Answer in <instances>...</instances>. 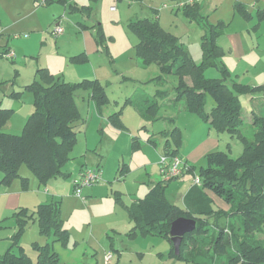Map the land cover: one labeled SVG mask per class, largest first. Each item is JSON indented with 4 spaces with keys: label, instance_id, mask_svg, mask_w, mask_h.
Masks as SVG:
<instances>
[{
    "label": "rangeland",
    "instance_id": "374dc122",
    "mask_svg": "<svg viewBox=\"0 0 264 264\" xmlns=\"http://www.w3.org/2000/svg\"><path fill=\"white\" fill-rule=\"evenodd\" d=\"M70 2L81 9H89L90 13L70 14L61 1L42 6L36 0H0V47L9 44L19 59L18 62L6 57L0 59V100L3 101V108L13 111L5 126L6 132L23 134L26 122L34 111V95L27 85L36 79L44 81L41 78L43 74L51 79L54 77L56 81L70 83L97 80L110 99L99 111L91 89L84 87L76 92L75 102L80 117L75 124L77 141L66 167L67 171L71 170L70 177L60 176L44 184L23 163L11 187L6 190L0 188V255L12 248L17 254L26 253L33 263H37L36 245L49 244L57 252L60 264H105L108 253L113 254L114 263L119 259L118 264H210L211 258L199 257L195 262L178 259L167 239L140 233L131 235L132 226L124 228L130 224L129 220L125 215H120L121 210L127 212L126 206L131 205L130 194L136 186L163 179L159 154L166 139L158 131L164 129L167 121L148 124L147 132L142 129L144 121L130 104H125L136 91L138 95L143 93L151 97L157 94L158 89L170 91L168 98H159L162 106L160 115L174 119L171 127H177L183 136L180 151L195 168L194 173L184 175V181L177 179L166 184V195L179 207L184 208L183 196L179 194L184 195L189 183L199 177L200 170L206 166V155L202 154L204 148L211 152H227L234 159L243 155L241 143L228 147V132L215 131L198 114L171 107L175 98L172 90L177 83L176 77L168 76L164 85L160 86L153 80L160 75V70L155 64L143 66L140 63L136 51L139 39L129 26L134 20L157 16L162 29L179 37L194 61L200 65L203 57L202 25L186 14L183 6L188 5V0ZM235 2L198 0L196 4H200L202 9L204 24L217 25L225 21L227 32L238 31L245 41L250 42L248 45L255 43V50L259 46L264 47V25L260 30L264 21H259L257 8L248 5L251 17L243 18L235 11ZM59 25L64 33L57 37L55 32ZM227 38L223 36L221 41L225 42ZM89 40L92 46L90 52L86 53L84 48L90 47ZM246 47L253 49V46ZM228 49H225L227 55L224 58L231 65L230 82L237 83L239 76L234 71L242 68L244 62L250 63L248 59L255 62L260 59L257 56L247 57L238 68L240 64L237 65V60L228 54ZM81 52L86 55L87 61L74 64L72 57ZM241 76L238 83L243 84ZM206 77L220 79L223 76L217 68H210L206 71ZM243 79L246 82V78ZM207 100L210 110L214 101L209 96ZM120 109H123L124 130L115 128L109 122V116ZM246 118H249L247 113ZM245 129L250 131L249 125H245ZM135 136H139L142 144L146 145L154 136L158 143L157 152L148 147L134 150ZM248 137L251 139V132ZM171 142L176 145L173 138ZM146 157L149 161L156 158L160 166L152 168L153 165L146 162ZM82 167L84 171L97 173L101 183L92 190L84 188L79 195L73 188L74 181L81 178ZM3 176L0 170V182ZM105 181L109 188H105ZM111 190L116 192L112 193ZM117 194H121L125 202H118L115 199ZM214 198L215 206L219 205V199ZM52 199L62 201V217L69 231V240L66 243L54 242L53 238L43 236L35 218L21 234L19 245H15L12 242L16 227L13 215L20 209L36 214L41 204ZM115 223L123 224L121 231L111 229ZM257 238L264 241V234H257ZM113 242L116 244L114 248Z\"/></svg>",
    "mask_w": 264,
    "mask_h": 264
},
{
    "label": "trees",
    "instance_id": "16d2710c",
    "mask_svg": "<svg viewBox=\"0 0 264 264\" xmlns=\"http://www.w3.org/2000/svg\"><path fill=\"white\" fill-rule=\"evenodd\" d=\"M60 1L66 5L70 14L90 13L89 9H81L70 0H46L45 4L36 0L42 6ZM199 5L195 3L183 7L191 19L202 25L203 57L200 65L194 61L179 37L162 29L157 16L130 23L131 30L139 39L136 45L137 55L143 66H158L160 75L153 80L159 86L164 85L168 76L176 77L177 83L172 90L175 94L172 104L175 110L178 108L198 114L215 131L228 132V147L231 148L233 143H241L244 152L237 159L224 151L208 153L206 166L200 170L201 186L193 185L189 190L184 199V208L167 198V182L162 180L154 184L144 198L126 206L133 225L130 234L140 233L167 239L175 257L187 262H195L202 257L211 258L210 264H264V241L257 238V234H264V102L256 100L258 96L264 99V85L230 82L232 74L222 61L226 53L218 42L227 24L223 21L217 25L204 24V15ZM234 8L243 18L251 17L243 4L236 3ZM257 15L259 21H264V9L259 10ZM55 34L59 37L57 32ZM0 48V59L12 52L8 45ZM87 59L84 54L72 57L73 63L79 65L84 64ZM210 68L220 70L223 77L207 78L206 71ZM41 78L44 81L36 79L27 85V89L34 95V111L28 118L22 135L6 132L5 126L13 111L3 108L0 102V170L4 175L0 182L1 189L11 187L19 176L23 163L44 184L60 176L70 177L71 170L67 171L66 167L77 141L75 124L80 117L75 102L76 92L84 87L91 89L99 111L110 101L97 80L70 83L56 81L54 77L51 79L44 74ZM169 95V90L158 89L154 97L141 94L128 98L125 104L136 109L144 121V130H148V124L160 120L169 122L171 126L174 119L160 115L162 106L159 101V98H168ZM208 96L214 101L210 110ZM242 96L247 97L255 107L251 109L248 119ZM122 110L109 116L111 125L119 130L126 129ZM245 125H249L250 131L245 129ZM249 132L251 139L248 137ZM162 133L166 139L162 156H178L184 160L180 154L182 132L177 127H171ZM172 138L176 145L172 144ZM138 140L133 138V143L137 145L133 144L134 150L139 149ZM187 165V173H194L195 168ZM87 171L82 167L80 174ZM77 187L75 184V191ZM214 196L219 199L217 206ZM115 199L124 202L121 194H117ZM61 204V199H52L41 204L36 214L29 213L27 209L16 212L13 215L16 227L12 242L19 245L21 234L36 218L43 236L53 238L54 242L66 243L69 231L62 217ZM180 218L195 220L196 228L184 237L180 253L176 255L171 228ZM36 248L37 263H33L26 253L17 254L11 248L0 255V264H60L57 252L49 244L36 245Z\"/></svg>",
    "mask_w": 264,
    "mask_h": 264
},
{
    "label": "crops",
    "instance_id": "0c3cea01",
    "mask_svg": "<svg viewBox=\"0 0 264 264\" xmlns=\"http://www.w3.org/2000/svg\"><path fill=\"white\" fill-rule=\"evenodd\" d=\"M236 3H241V4H243L246 8H247V6L248 5H253V7L254 8H257V11H259V10H263L264 9V0H236V2H235V4ZM235 4H234V7H235ZM235 9V8H234ZM247 10H249L248 8H247ZM234 19H235V17H234ZM223 22H225V21H223ZM263 25H264V23L261 25V27H260V30H261V28L263 27ZM259 30V31H260ZM258 31V32H259ZM225 37V36H228V38L225 40V42L224 41H221V38L222 37ZM248 43H250V42H248V41H245L244 40V38H243V36L241 35V34H239V32L238 31H231V32H227L226 30H225V32H224V34L220 37V42H219V44H220V46L225 50H227V48H229L228 49V54H230V55H232L236 60H237V65L238 64H240L239 66H238V68H240L242 65H243V62H244V60L245 59H248L247 57H250V56H257V57H259V61L258 62H255V60L254 59H248L249 61L248 62H250V63H245L244 62V65H243V67L242 68H240V69H236L234 72L235 73H237V75L239 76L238 78H236V81L237 82H239V78H240V76L242 77L241 78V80H242V82H243V84L244 85H251V86H263L264 85V47H260L259 46V48L257 49V50H255V43L253 42H251V44H253V45H248ZM224 44H226L227 46H225ZM89 45H90V47L88 48L87 46H85V48H84V51L86 52V53H89L90 52V50H91V46H92V42L89 40ZM246 46H253V49H251L250 47H246ZM8 48L9 49H11L12 51H13V49H12V47H10L9 46V44H8ZM14 52V51H13ZM15 53V52H14ZM225 53H226V55H227V52L225 51ZM78 54H83L82 52L81 53H78ZM254 54H256V55H254ZM15 55H16V53H15ZM15 60V61H14ZM18 58L17 57H15L14 59H13V62H18ZM224 62H225V64H226V66L228 67V69L231 71V65L226 61V59L224 58ZM256 64H255V63ZM95 73V72H94ZM18 74V73H17ZM246 78V82H245V80L243 79V78ZM242 84V83H241ZM0 88H2V87H0ZM136 88L137 87H135V91H136ZM8 92V91H7ZM137 94V95H136ZM136 94L134 93L133 94V96L131 95V96H129L128 98H130V97H135V96H140V95H138V93H137V91H136ZM143 94V93H142ZM145 95V94H144ZM149 97H151V96H149ZM154 97V96H153ZM243 98H245L246 100L244 101L243 100ZM174 100V99H173ZM241 100L242 101H244L245 102V104H243V106H244V109H245V113H247V115L250 117V111H251V109L253 108H255V107H253V103L251 104V102L249 101V99L247 98V97H244V96H242L241 97ZM256 100H258L259 102H264V99L262 98V97H260V96H258V97H256ZM0 102H1V104H3V101L2 100H0ZM173 102V101H172ZM243 103V102H242ZM173 104V103H172ZM172 104H171V107H173L172 106ZM133 107V106H132ZM134 108V107H133ZM135 109V108H134ZM250 109V111H248ZM252 109V110H253ZM135 111H136V109H135ZM137 112V111H136ZM138 113V112H137ZM113 114V113H112ZM140 116V115H139ZM166 118H168L167 116H165ZM142 119V118H141ZM143 120V119H142ZM169 124V122H166L164 125V129H161V130H159L158 131V133H160V134H162L163 136H164V134L162 133L163 131H165V130H167L168 128H170L171 129V126L170 125H168ZM160 128H162V126L160 127ZM146 132L147 131H149V128H148V130H145ZM154 134H155V132H154ZM134 138H138L139 140H140V137L139 136H135ZM164 138H165V136H164ZM152 140V141H151ZM149 145H151V146H153V148L151 147V146H149V145H146L145 143H143L142 144V142H141V140H140V142H139V149L138 150H142L144 147H148V148H150V149H152L153 151H156L157 152V149H158V147H157V141L155 140V138H154V136L153 137H151L150 139H149V141L147 142ZM237 145L238 143H233V145ZM162 145H164V144H162ZM211 145V144H210ZM211 147H212V145H211ZM103 148V147H102ZM100 149V151L102 152L103 151V149ZM161 149H163L164 150V147L163 146H161ZM209 150V151H208ZM211 151H210V149H206V148H204L203 149V151H202V154H204V155H207L208 153H210ZM148 153H152V152H148ZM164 153V151H160V157L162 156V154ZM180 154H181V156L184 158V160H185V162L187 163V164H189L190 165V163L189 162H191V161H189V159H187L184 155H182V153H181V151H180ZM155 157V156H154ZM189 157V156H188ZM146 162L148 161V164L149 165H153L152 166V168H156L157 169V167H158V165H157V159L155 158V159H152L151 161H149V158H147L146 157ZM145 162V163H146ZM160 166V165H159ZM191 166V165H190ZM123 168H125V166L123 167ZM160 168V167H159ZM156 171V170H155ZM186 176V175H185ZM185 176H183L182 178H180V179H183V181H184V179H185ZM155 178H156V173H155ZM156 179H154V181H148L147 183H142L140 186L138 185V186H136V188H135V190H134V192L133 193H131L130 194V199H131V204L132 203H134L135 201H137V200H139V199H142V198H144L146 195H147V193L149 192V190L151 189V187L154 185V184H156V183H158V182H160V181H162V180H159V179H157L158 181L156 182L155 181ZM77 180H75L74 181V185H75V182H76ZM102 181V180H101ZM173 182V181H172ZM101 182H98L96 185H94L93 187H87L88 189H90V190H92V189H94L97 185H99ZM104 186H105V188H109L108 187V184H107V181H105V183H104ZM193 187V181L191 182V183H189V187L186 189V192L184 193V195H180L179 194V196H183L182 197V200H183V203H184V205H183V207H185V196L187 195V193L189 192V190L191 189ZM73 190L75 191V189L73 188ZM111 191H113L112 193H115L116 191H114V190H111ZM118 192H120V191H118ZM120 193H122V192H120ZM124 195V194H123ZM112 196H113V194H112ZM167 196V198H168V195H166ZM169 199V198H168ZM123 200H124V197H123ZM171 202H173L172 200H170ZM125 202V201H124ZM174 203V202H173ZM120 209V208H119ZM125 215L126 216V218L129 220V223L130 224H127V225H125V227L124 228H130L131 226L133 227V225H132V223L130 222V219H129V216H128V214H127V212L123 209V210H121V212H120V215ZM117 222V221H116ZM123 227V224L122 225H116V223L114 224V225H112V227H111V229L114 231V230H117V231H121L122 228ZM131 230V229H130ZM114 243V242H113ZM116 246V244L114 243V245L112 246L113 248ZM117 262H119V259H117V261H116V263L115 264H118Z\"/></svg>",
    "mask_w": 264,
    "mask_h": 264
},
{
    "label": "built area",
    "instance_id": "2783aa9c",
    "mask_svg": "<svg viewBox=\"0 0 264 264\" xmlns=\"http://www.w3.org/2000/svg\"><path fill=\"white\" fill-rule=\"evenodd\" d=\"M197 1L198 0H188V5L195 4ZM41 3L45 4L46 0H41ZM56 32L60 36L63 34L64 30L60 26H57ZM6 58L14 59L15 53L13 51L10 52L8 55H6ZM160 165L163 181L167 183L171 182L174 179L182 178L189 170V166L187 165V163L178 156L170 157L167 155H163L160 159ZM80 177V180L75 183L78 185L76 191L79 195L82 194V190L85 187H93L99 181L98 175L92 171H87L83 173ZM193 185L201 186V179L199 177H196L193 180ZM105 260V264H115L114 256L112 253L106 254Z\"/></svg>",
    "mask_w": 264,
    "mask_h": 264
},
{
    "label": "water",
    "instance_id": "95a60500",
    "mask_svg": "<svg viewBox=\"0 0 264 264\" xmlns=\"http://www.w3.org/2000/svg\"><path fill=\"white\" fill-rule=\"evenodd\" d=\"M195 228H196V221L185 218L177 219L172 224L171 237L176 255L180 253V247L184 237L187 234L192 233L195 230Z\"/></svg>",
    "mask_w": 264,
    "mask_h": 264
}]
</instances>
